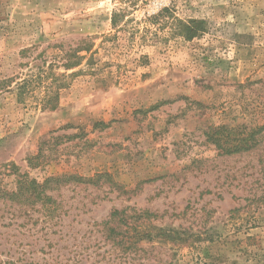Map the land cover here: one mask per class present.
Here are the masks:
<instances>
[{"label":"rangeland","instance_id":"1","mask_svg":"<svg viewBox=\"0 0 264 264\" xmlns=\"http://www.w3.org/2000/svg\"><path fill=\"white\" fill-rule=\"evenodd\" d=\"M172 17L204 29L185 40ZM87 37L98 71L74 70L56 110L34 83L19 96L50 64L74 72L53 62ZM263 115L264 0H0L1 191L16 190L12 165L37 183L95 179L44 207L0 199V264H264V134L233 156L204 136ZM113 211L148 213L144 230L164 237L123 256L104 239Z\"/></svg>","mask_w":264,"mask_h":264},{"label":"trees","instance_id":"2","mask_svg":"<svg viewBox=\"0 0 264 264\" xmlns=\"http://www.w3.org/2000/svg\"><path fill=\"white\" fill-rule=\"evenodd\" d=\"M168 12L167 9H163L156 16L149 17L150 22L153 24L158 22L164 17V14ZM169 16H172L169 14ZM121 12H113L111 17V29L117 33L120 31L118 25L119 20L122 18ZM174 21V27L171 28L172 33L185 40H193L198 37L204 27V22L200 20H188L182 21L176 17H172ZM116 34L104 36V41H112L115 39ZM95 38L87 37L77 42L75 46H69L67 49L60 45V57L59 60H54L55 68H62L63 71H74L79 69L82 64L86 66V72L94 74L98 71V65L95 63L96 51L93 50ZM63 54V56H61ZM57 61V62H56ZM53 64L47 66V70H40L38 76L34 79L23 80V82L17 87L19 96L28 92L31 83H34L37 87L41 88V111H54L59 105L60 91L65 89L67 84L65 79L67 77H75L81 73V71H74L70 75L59 74L51 72ZM49 70V71H48ZM69 128V127H67ZM264 134V115L262 123L257 126L248 127L244 124L229 126L226 124L210 125L204 133L205 139L210 143L214 149L222 156H233L251 152L257 149L262 143V137ZM12 173L16 176V190L11 193L1 191L0 199H7L11 202L21 204V202L28 204H40L42 207L46 206L52 201L48 196V191L58 190L60 185L75 182L78 184H93L95 179H85L74 175H62L55 178H48L43 183H37L34 180H29L26 175L19 174V171L15 166H11ZM149 217L148 213L143 216H136L134 218L123 215V212L113 211L109 220L102 224L106 241H110L112 245L121 249L124 254L132 253L141 250L140 245H150L157 238H163L162 233L152 236L150 233L144 230V223L147 222ZM112 225V226H111ZM130 232V234H129ZM169 240L173 241L177 237H169ZM161 240V239H159Z\"/></svg>","mask_w":264,"mask_h":264}]
</instances>
